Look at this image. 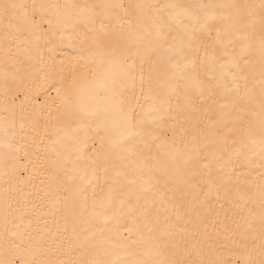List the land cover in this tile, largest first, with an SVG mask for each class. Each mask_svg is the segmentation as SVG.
<instances>
[{
    "label": "snow or ice",
    "instance_id": "1",
    "mask_svg": "<svg viewBox=\"0 0 264 264\" xmlns=\"http://www.w3.org/2000/svg\"><path fill=\"white\" fill-rule=\"evenodd\" d=\"M0 264H264V0H0Z\"/></svg>",
    "mask_w": 264,
    "mask_h": 264
}]
</instances>
